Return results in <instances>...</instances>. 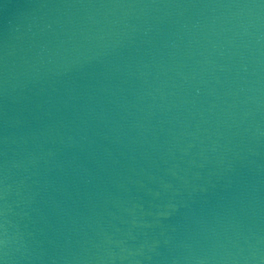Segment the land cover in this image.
Returning <instances> with one entry per match:
<instances>
[{
	"label": "water",
	"instance_id": "95a60500",
	"mask_svg": "<svg viewBox=\"0 0 264 264\" xmlns=\"http://www.w3.org/2000/svg\"><path fill=\"white\" fill-rule=\"evenodd\" d=\"M0 264H264V0H0Z\"/></svg>",
	"mask_w": 264,
	"mask_h": 264
}]
</instances>
